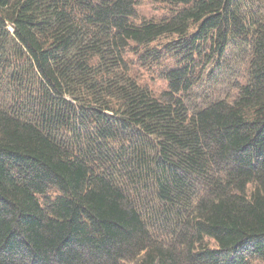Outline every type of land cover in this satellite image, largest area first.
<instances>
[{
	"label": "trees",
	"instance_id": "obj_1",
	"mask_svg": "<svg viewBox=\"0 0 264 264\" xmlns=\"http://www.w3.org/2000/svg\"><path fill=\"white\" fill-rule=\"evenodd\" d=\"M0 264H264V0H0Z\"/></svg>",
	"mask_w": 264,
	"mask_h": 264
},
{
	"label": "rangeland",
	"instance_id": "obj_2",
	"mask_svg": "<svg viewBox=\"0 0 264 264\" xmlns=\"http://www.w3.org/2000/svg\"><path fill=\"white\" fill-rule=\"evenodd\" d=\"M167 5L165 4H154L149 1H143L142 4L138 6L137 10V20L139 19H150V18H160L164 14L167 13ZM128 60L134 59L136 62V58L133 56L132 52L128 53L127 56ZM171 62V61H170ZM137 64V62H136ZM162 66L167 67L166 62L162 63ZM164 67V68H165ZM137 79L143 84H145L152 92H154L156 95H159L163 90L166 89V83L165 81L159 77L158 72H159V67H156L155 69L152 70V74H149L145 68L138 70L135 69ZM143 84V85H144ZM230 93L232 92L231 90L229 91Z\"/></svg>",
	"mask_w": 264,
	"mask_h": 264
}]
</instances>
